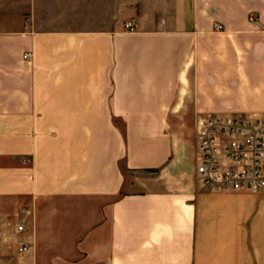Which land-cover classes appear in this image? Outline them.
Masks as SVG:
<instances>
[{"label":"crops","instance_id":"0c3cea01","mask_svg":"<svg viewBox=\"0 0 264 264\" xmlns=\"http://www.w3.org/2000/svg\"><path fill=\"white\" fill-rule=\"evenodd\" d=\"M209 112L264 115V0H0V264H264V191L197 177ZM188 114L194 180L128 177Z\"/></svg>","mask_w":264,"mask_h":264},{"label":"built area","instance_id":"2783aa9c","mask_svg":"<svg viewBox=\"0 0 264 264\" xmlns=\"http://www.w3.org/2000/svg\"><path fill=\"white\" fill-rule=\"evenodd\" d=\"M250 19L255 20V15ZM126 27L133 29L134 23L128 21ZM197 141L196 173L203 185L216 190L264 191V115L202 114L197 120ZM17 230L23 231L24 225L18 224ZM27 247L23 242L20 250Z\"/></svg>","mask_w":264,"mask_h":264},{"label":"rangeland","instance_id":"374dc122","mask_svg":"<svg viewBox=\"0 0 264 264\" xmlns=\"http://www.w3.org/2000/svg\"><path fill=\"white\" fill-rule=\"evenodd\" d=\"M120 14V11H118ZM181 129L165 131L166 134H170L174 141V154L170 156V161L164 167H147L144 169L133 170L130 172L124 165V162L120 163L123 171L128 173V177H139L145 178V173L150 174L152 178L148 177L149 186L159 187V188H174L182 184H186L188 181L194 180L195 177V161H194V151L196 146V126H195V116L194 115H182L181 117ZM130 131H122L125 135ZM133 135L141 132H147L150 135L149 143L155 144L159 140L157 136L162 131H132ZM158 134V135H157ZM159 137V136H158ZM168 137H166L167 139ZM169 139V138H168ZM134 145H140V142H135ZM138 154L139 152L136 151ZM141 154H144L141 152ZM130 172V173H129ZM141 172V173H139ZM144 172V173H142ZM143 176V177H142ZM131 189H141L142 187L147 188L148 183L136 185L132 184ZM262 200H260V206H262ZM258 205V203H256Z\"/></svg>","mask_w":264,"mask_h":264}]
</instances>
